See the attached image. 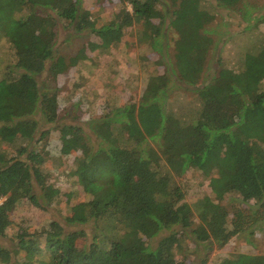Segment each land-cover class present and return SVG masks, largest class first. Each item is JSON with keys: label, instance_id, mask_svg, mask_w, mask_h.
Masks as SVG:
<instances>
[{"label": "trees", "instance_id": "trees-1", "mask_svg": "<svg viewBox=\"0 0 264 264\" xmlns=\"http://www.w3.org/2000/svg\"><path fill=\"white\" fill-rule=\"evenodd\" d=\"M127 1L131 11L124 7L98 28L83 0H0V41L12 55L0 47V264H195L177 258L184 236L195 253L206 246L200 264H207L215 247L252 236L264 219V14L234 9L250 22L240 35L252 46L231 68L213 34L218 11L240 0ZM61 25L96 34L104 48L138 26L140 57L157 59L149 60L155 67L139 102L92 118L89 133L77 124L56 127L63 155H77L71 172L86 195L59 216L61 190L40 143L60 120V96L42 78L87 58L56 54ZM190 168L209 180L213 197L189 203L175 176ZM228 197L247 206L231 213L222 205ZM25 201L49 222L31 231L14 221ZM220 264H264V256Z\"/></svg>", "mask_w": 264, "mask_h": 264}, {"label": "rangeland", "instance_id": "rangeland-1", "mask_svg": "<svg viewBox=\"0 0 264 264\" xmlns=\"http://www.w3.org/2000/svg\"><path fill=\"white\" fill-rule=\"evenodd\" d=\"M124 7L130 11L132 9L127 0H83V8L90 13L98 28L105 22H109L111 17ZM234 9L240 12L249 10L254 17L262 15L264 0H240L232 9L223 8L218 11L216 21L220 25L218 32L213 35L217 40H222L219 47L222 52L218 54L222 57L224 66L231 68L241 64L242 53L252 46L249 36L240 35L250 22L244 20ZM138 28V26L129 28L121 42L109 48L102 47L101 38L90 31L76 33L72 27L64 29L63 25L58 29V42L55 48L58 56H64L69 60L84 51L87 57L55 79L49 80L48 73H45L42 78L44 82L48 79L49 87L57 88L60 96V120L53 125H46L52 132L40 143V148L45 147L48 153V160L44 166L49 172L50 181L61 190L57 205L59 216L70 212L72 205L85 199L86 195L81 189L79 192L76 177L71 172L77 155H63L62 143L56 127L77 124L84 127L85 133H89L91 129L88 122L92 118H99L126 103L140 101L149 72L151 73L155 67L149 66V60L155 61L157 55L148 53L140 57L138 44L135 43L139 41ZM170 38L172 40L176 38V33L172 29ZM0 47L7 52V59H10L12 55L8 52L9 48L3 40L0 41ZM218 54L216 53L217 56ZM97 142L96 138L91 142L94 148L97 147ZM7 152L10 153V149ZM175 177L188 192L189 203L193 204L204 196L213 197L209 180L202 172L190 168L185 174ZM222 205L226 206L231 213H233V205L236 208L247 206L240 204L235 197L226 198L222 201ZM231 213H229L230 218ZM49 217L48 213L38 210L26 201L21 202L13 212L14 221L28 226L31 231L46 225ZM15 229L16 227L9 233L12 234ZM251 231L253 230L234 237L221 249L215 247L208 257L207 264H220L223 260L238 254L264 256V219L258 222L252 236H249ZM2 242L8 245L7 241ZM194 249L195 241L190 236H184L181 247L177 248V258L200 264L208 250L204 245H199L196 253Z\"/></svg>", "mask_w": 264, "mask_h": 264}]
</instances>
